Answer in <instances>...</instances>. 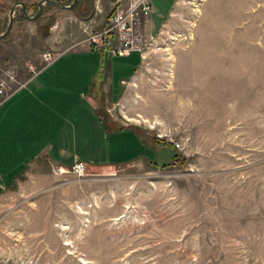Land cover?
<instances>
[{
    "label": "rangeland",
    "instance_id": "rangeland-1",
    "mask_svg": "<svg viewBox=\"0 0 264 264\" xmlns=\"http://www.w3.org/2000/svg\"><path fill=\"white\" fill-rule=\"evenodd\" d=\"M19 1L33 16L41 0H0V34ZM151 3L115 127L181 142L175 163L27 176L0 194V264H264V0ZM112 8L51 2L32 22L19 7L0 80L18 88L45 54L81 48Z\"/></svg>",
    "mask_w": 264,
    "mask_h": 264
},
{
    "label": "crops",
    "instance_id": "crops-1",
    "mask_svg": "<svg viewBox=\"0 0 264 264\" xmlns=\"http://www.w3.org/2000/svg\"><path fill=\"white\" fill-rule=\"evenodd\" d=\"M143 58L140 51L112 56L83 43L50 64L42 61L9 97L0 95V194L44 175L41 169L66 172L78 162L91 169L175 163V146L160 135L123 122L115 127Z\"/></svg>",
    "mask_w": 264,
    "mask_h": 264
},
{
    "label": "built area",
    "instance_id": "built-area-1",
    "mask_svg": "<svg viewBox=\"0 0 264 264\" xmlns=\"http://www.w3.org/2000/svg\"><path fill=\"white\" fill-rule=\"evenodd\" d=\"M110 4L113 8L106 24L101 29L96 27L94 20L88 25L85 24L84 32L87 38L79 44L86 43L92 50L112 56H126L133 51H140L143 54L139 31L142 24L153 14L151 0H110ZM56 57L57 55L47 53L43 58L44 63L50 64ZM15 82L14 77L8 73L0 80V95L3 98L9 97L17 89L14 86ZM159 138L162 139V136ZM166 143L173 144L177 150L182 148L181 142L174 139H168ZM86 170L87 164L84 162L76 163L71 169L78 177L84 176Z\"/></svg>",
    "mask_w": 264,
    "mask_h": 264
},
{
    "label": "water",
    "instance_id": "water-1",
    "mask_svg": "<svg viewBox=\"0 0 264 264\" xmlns=\"http://www.w3.org/2000/svg\"><path fill=\"white\" fill-rule=\"evenodd\" d=\"M51 1L56 2L63 9L73 10L80 0H74V2L69 6L65 5L61 0H41L38 3V7H39L38 13L34 16L30 15V13L28 11V5L25 2L19 1V2L15 3L10 10V14H9L10 21H9V24L6 28V31L4 33L0 34V41H3L6 38H8V36L12 32V29H13V26L15 23V14H16V10L18 7L22 8V16L24 19H26L28 21L35 22L42 16L43 11H44V5L47 2H51Z\"/></svg>",
    "mask_w": 264,
    "mask_h": 264
},
{
    "label": "flooded vegetation",
    "instance_id": "flooded-vegetation-1",
    "mask_svg": "<svg viewBox=\"0 0 264 264\" xmlns=\"http://www.w3.org/2000/svg\"><path fill=\"white\" fill-rule=\"evenodd\" d=\"M51 2H53V1H51ZM51 2H47L46 4H49V3H51ZM45 4V5H46ZM44 5V6H45ZM19 8V7H18ZM18 8H17V10H18ZM38 9H39V7H38V4L36 5V11H35V13H34V15H36L37 13H38ZM17 10H16V14H17ZM30 10V7H29V5H28V11ZM45 10V9H44ZM44 12V11H43ZM33 15V16H34ZM43 15V14H42ZM17 16V15H16ZM21 16H22V8H21ZM16 18V17H15ZM22 18H23V16H22ZM24 19V18H23ZM1 71V70H0Z\"/></svg>",
    "mask_w": 264,
    "mask_h": 264
},
{
    "label": "trees",
    "instance_id": "trees-1",
    "mask_svg": "<svg viewBox=\"0 0 264 264\" xmlns=\"http://www.w3.org/2000/svg\"><path fill=\"white\" fill-rule=\"evenodd\" d=\"M2 27V22L0 21V28ZM178 155H176V158H177Z\"/></svg>",
    "mask_w": 264,
    "mask_h": 264
}]
</instances>
